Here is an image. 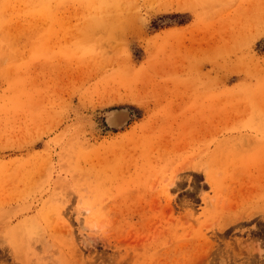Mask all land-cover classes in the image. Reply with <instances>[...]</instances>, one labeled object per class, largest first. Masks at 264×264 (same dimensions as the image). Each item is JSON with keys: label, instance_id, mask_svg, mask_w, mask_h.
<instances>
[{"label": "rangeland", "instance_id": "rangeland-1", "mask_svg": "<svg viewBox=\"0 0 264 264\" xmlns=\"http://www.w3.org/2000/svg\"><path fill=\"white\" fill-rule=\"evenodd\" d=\"M0 264H264V0H0Z\"/></svg>", "mask_w": 264, "mask_h": 264}]
</instances>
